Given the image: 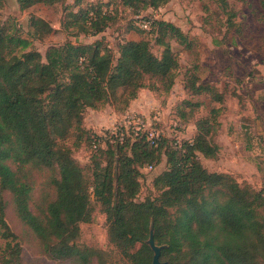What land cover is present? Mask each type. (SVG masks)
Masks as SVG:
<instances>
[{
	"label": "trees",
	"instance_id": "1",
	"mask_svg": "<svg viewBox=\"0 0 264 264\" xmlns=\"http://www.w3.org/2000/svg\"><path fill=\"white\" fill-rule=\"evenodd\" d=\"M15 1L22 10L60 0ZM168 1L121 2L144 19L140 27L149 28L154 44L162 47L160 55L144 38L124 40L114 51L104 37L49 45L42 54L26 50L30 41L0 24V239L5 240L0 242V264H19L18 244H12L15 235L4 218L3 192L10 194L18 218L53 259L87 263L95 252L76 242L80 223L90 221L93 197L106 218L108 243L129 264L151 263L153 253L145 243L151 225L154 242L166 245L160 252L163 264H264V189L240 183L228 172L209 171L200 162L198 154L214 158L218 152L211 138L213 126L204 124L205 119L197 121L196 134L188 139L160 137L151 144L140 133L122 142L113 136L105 147L98 134L82 126L86 108L110 104L124 112L140 89L172 88L179 62L169 40L187 46L189 39L174 23L143 15ZM210 2L233 15L228 0ZM78 7L69 12L75 35H97L109 27L114 12L108 2ZM31 23L34 28L46 26L39 18ZM131 27L146 30L134 23ZM185 87L192 95L207 93L215 102L223 100L221 92L199 83L198 76ZM69 138L72 145L84 138L92 157H105L104 166L92 161L91 183L66 146ZM161 154L165 169L152 183L157 195L136 201L138 168H153ZM42 168L56 170L51 179L55 197L39 217L30 208L31 175Z\"/></svg>",
	"mask_w": 264,
	"mask_h": 264
},
{
	"label": "rangeland",
	"instance_id": "2",
	"mask_svg": "<svg viewBox=\"0 0 264 264\" xmlns=\"http://www.w3.org/2000/svg\"><path fill=\"white\" fill-rule=\"evenodd\" d=\"M97 2H108L113 8L109 27L97 35H75L77 29L74 28L77 27H74L69 12L78 10V5ZM121 2L60 0L51 6L36 4L21 10L15 0H0V24L13 35L30 41L26 50L33 48L42 54L49 45L66 41L89 43L104 37L114 51L124 40L144 38L149 40L152 51L160 55L162 47L154 44L153 35L146 32L149 28L140 27L145 24L144 19L137 18ZM228 9L232 16L223 13L210 0H169L163 7L145 11L143 15L151 19L174 23L189 39L187 46L169 40L179 62L172 88L167 92L140 89L137 98L124 112L110 104L99 109L86 108L82 113V126L98 135L105 133L102 142L105 147L114 140L111 130L121 127L126 112L142 119L146 126L155 127L164 137L180 140L193 137L197 121L205 119L204 124L213 126L211 138L217 144L218 152L214 158L198 154L200 162L209 171L228 172L235 175L240 183L248 182L256 190L264 189V0H228ZM33 18L43 20L46 26L40 23L38 28H34ZM65 22L69 28L64 27ZM133 23L145 31L134 29L131 27ZM117 55L115 52V57ZM194 76H198L199 83L209 84L214 92H221L223 100L215 102L207 93L192 95L185 86H189ZM155 84L159 85L158 82ZM183 112L186 118L181 115ZM72 140L69 138L66 146L71 148L72 157L91 183L92 161L97 160L104 166L105 157L102 154L92 157L84 138L73 145ZM164 169L162 154L160 162L153 168H138L140 187L136 201L157 195L153 179ZM55 174L54 169L42 168L35 169L31 175L33 196L30 208L39 217L44 215L46 204L55 197L51 184ZM3 198L4 218L15 235L12 244H18L15 249L19 254V264H129L108 243L106 218L93 197L90 221L80 223L76 238L80 247L95 250L87 263L51 258L36 235L18 218L10 194L3 192ZM0 242L4 244L5 240L0 239Z\"/></svg>",
	"mask_w": 264,
	"mask_h": 264
},
{
	"label": "built area",
	"instance_id": "3",
	"mask_svg": "<svg viewBox=\"0 0 264 264\" xmlns=\"http://www.w3.org/2000/svg\"><path fill=\"white\" fill-rule=\"evenodd\" d=\"M111 133L117 136L120 142H122L124 137L127 135L133 137L140 133H143L146 140L151 144H156L160 137H164L158 129L151 125L146 126L142 119L136 117L134 114H130L129 112L124 114L121 127L112 128ZM99 136L103 139L106 137V134L102 133ZM177 141H179V138H177ZM148 168L151 169L152 166H148Z\"/></svg>",
	"mask_w": 264,
	"mask_h": 264
},
{
	"label": "water",
	"instance_id": "4",
	"mask_svg": "<svg viewBox=\"0 0 264 264\" xmlns=\"http://www.w3.org/2000/svg\"><path fill=\"white\" fill-rule=\"evenodd\" d=\"M153 235H154V229L153 226L151 225L149 229L148 238L145 240V243L149 246V248L152 250L153 253L150 264H163V262L160 261V252L162 248L166 247V245H157L154 242Z\"/></svg>",
	"mask_w": 264,
	"mask_h": 264
}]
</instances>
